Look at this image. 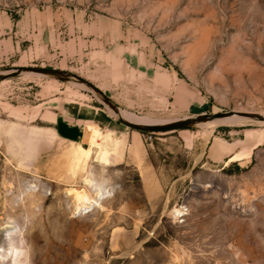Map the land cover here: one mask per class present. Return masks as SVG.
<instances>
[{"label":"rangeland","instance_id":"rangeland-1","mask_svg":"<svg viewBox=\"0 0 264 264\" xmlns=\"http://www.w3.org/2000/svg\"><path fill=\"white\" fill-rule=\"evenodd\" d=\"M18 68L82 81H0V224L31 264H264V122L135 131L83 84L155 125L264 117V0H0V74ZM87 178L114 195L81 215Z\"/></svg>","mask_w":264,"mask_h":264},{"label":"water","instance_id":"water-1","mask_svg":"<svg viewBox=\"0 0 264 264\" xmlns=\"http://www.w3.org/2000/svg\"><path fill=\"white\" fill-rule=\"evenodd\" d=\"M21 74H34L43 77H49L61 82L69 83L73 80H78L71 75L53 69H46V68H18L13 71H9L5 74H0V81L6 80L8 78L17 77ZM82 83V81L78 80ZM85 86L91 89L101 100V102L118 118V120L127 126L130 129L135 131L141 132H150V133H164V132H171V131H179V130H187L196 128L201 125H205L209 122L221 119H227L232 117H240L242 119H250L254 121L264 122V117L260 115H253V114H242V113H225L220 115H200L197 117L186 118L182 120L173 121L170 123L165 124H156V125H139L135 123H131L125 120L122 117L121 109L113 103L108 97H106L101 91H99L96 87L83 82Z\"/></svg>","mask_w":264,"mask_h":264},{"label":"clouds","instance_id":"clouds-1","mask_svg":"<svg viewBox=\"0 0 264 264\" xmlns=\"http://www.w3.org/2000/svg\"><path fill=\"white\" fill-rule=\"evenodd\" d=\"M88 186L95 190L96 199L88 195L80 202L77 212L86 215L96 207H100L105 199L111 198L114 193L104 191L102 186L97 185L91 178L87 181ZM5 229H9L5 231ZM0 232L4 234V242H0V264H31V250L26 247L24 231L16 224L14 218L9 217L7 222L0 224ZM16 239H13V238Z\"/></svg>","mask_w":264,"mask_h":264},{"label":"bare ground","instance_id":"bare-ground-1","mask_svg":"<svg viewBox=\"0 0 264 264\" xmlns=\"http://www.w3.org/2000/svg\"><path fill=\"white\" fill-rule=\"evenodd\" d=\"M122 117L125 120H127V121H129L131 123H135V124H139V125H155V124H153L152 121H149V120H146V119H142V118H138L136 116H133V115H130V114H127V113H123ZM238 119H242V118H240V117H232V118H227V119L215 120V121H212V122H209L208 124H206L205 128L212 132L219 125L223 126L225 124H235L237 122H240L241 120H238ZM93 134H94V136H93L94 138L98 137L97 132H93ZM84 141H86V139H84ZM88 179L89 178L84 180L85 181V185H86L87 188H91V187L88 186V183H87ZM91 190H92V188H91ZM69 191L70 192L72 191L74 193L73 194V199H74L73 201H74V206H75L76 210L80 206V202L83 199H85L88 195H90V194L84 192L83 190H69ZM69 195H70V193H69ZM94 195H95V190H94ZM92 198L96 199V196H92Z\"/></svg>","mask_w":264,"mask_h":264},{"label":"crops","instance_id":"crops-1","mask_svg":"<svg viewBox=\"0 0 264 264\" xmlns=\"http://www.w3.org/2000/svg\"><path fill=\"white\" fill-rule=\"evenodd\" d=\"M74 118L77 119L79 122L90 121L85 116L84 117L81 116L80 111L78 113H74ZM52 121L53 123L54 122L56 123L54 132L62 140L75 143V142H78L82 138V134H81L82 131H81V127L79 123H72L71 121H66V120L58 121L57 119L55 120L53 119Z\"/></svg>","mask_w":264,"mask_h":264},{"label":"trees","instance_id":"trees-1","mask_svg":"<svg viewBox=\"0 0 264 264\" xmlns=\"http://www.w3.org/2000/svg\"><path fill=\"white\" fill-rule=\"evenodd\" d=\"M141 132V131H140ZM171 132H173V131H171Z\"/></svg>","mask_w":264,"mask_h":264}]
</instances>
